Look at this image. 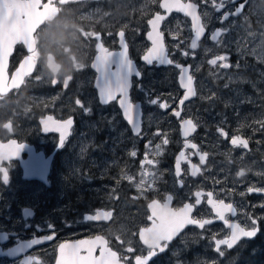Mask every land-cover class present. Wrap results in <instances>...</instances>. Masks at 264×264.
Here are the masks:
<instances>
[{
    "label": "flooded vegetation",
    "instance_id": "obj_1",
    "mask_svg": "<svg viewBox=\"0 0 264 264\" xmlns=\"http://www.w3.org/2000/svg\"><path fill=\"white\" fill-rule=\"evenodd\" d=\"M87 2V7L78 4L67 7L72 9L75 23L83 25L85 30L94 29L101 33L102 42L110 51L121 50L117 33L122 28L125 32L129 57L141 73L139 77L134 74L130 77L131 87L128 89V96L137 106L136 112L139 114L136 116L139 134L124 118L119 106V95L117 100L107 104L100 100L96 87V77L100 74L91 67L96 55L94 39L90 46L76 51L78 59L86 67L80 71H71L73 79L69 81L67 88H64L62 82L51 84L50 73L42 63H38L26 86L0 100V142L7 143L9 139H15L26 146L19 155L13 156L10 161H4V166L8 168L9 183L5 185L0 179V236H7V239H0V264H23L28 256L38 257L44 264H55L59 243L97 235L104 236L110 241L109 246L113 250L121 252L127 245H121L116 236L120 235L125 241L130 238L132 246L137 249L136 254H139L144 246L139 241L138 232L140 228L151 224L147 219L151 214L148 208L151 200L157 199L163 203L170 195V207L180 208L185 203H194L197 191L204 195L201 203L195 206L193 215L211 219L212 224L206 225L205 229L195 225L187 226L149 264H207L214 260L218 264L263 263L264 207L261 205H264V192L248 193L247 189L251 186L264 188V130L257 123L264 120V102L260 98H254L255 103L251 105L243 102L238 106L224 107V98L219 95L218 88H215L218 94L207 100L202 96L200 80H212V85L221 86L223 78L213 82V76H219V71L224 68L208 64L212 68L211 72L206 65L198 70L194 62L197 56L205 54V49L209 48L215 53L209 55L207 60L221 54L227 55L228 61L235 60L238 63L237 58L230 56L234 55L231 50H223L222 45L214 44L210 34L216 28H227L226 24L233 20L235 26H243L249 19H263L261 11H264V0H246V7L241 15L230 16L223 22L222 13L234 7L232 0H226L225 8L219 12L212 7L211 0L207 4L197 0L200 3L198 12L208 13L209 9L211 12L206 18L202 16V22L207 27L194 50L189 47L193 32L191 20L182 13L173 11L167 14L158 4L151 3V0ZM183 2L187 3L189 0ZM240 2L245 0H236L237 4ZM96 9H100V15L94 16L92 20L79 19L80 15ZM157 11L162 15L167 14L166 20L161 22L160 30L164 32L169 58L184 67L189 65L194 77L197 95L183 105L179 103L185 91L178 82L180 70L174 64L154 62L148 65L142 59L151 47V41L147 38L151 26L147 24V20ZM105 12L110 15L103 16ZM109 31L112 35H108ZM226 35L227 33L222 36L223 40ZM177 44L179 48L175 47ZM73 49L75 51V46ZM185 51L189 55H183ZM26 54L25 48L16 46L9 58V74ZM56 59L63 65L58 77L61 79L69 73L71 64L66 55H57ZM256 63L252 58L251 65ZM112 70L115 71V65ZM41 74L42 79L36 81L35 77ZM239 84L238 82V86ZM77 98L91 108L90 113L86 114L75 105ZM150 100H157L158 103L152 104ZM162 103L169 107L161 108L159 105ZM26 109L30 111L26 112ZM174 110L180 111V117L174 115ZM49 115L57 120L67 119L69 116L73 118L71 134L63 147L59 146L58 132L43 131L40 120ZM184 119H192L197 124L196 130L187 138L181 127ZM9 120L13 123L12 132L2 127ZM241 125L245 126L240 127ZM221 127L228 133L227 138L218 132ZM233 135L248 139L249 148L233 146L230 142ZM165 137L168 139L166 145L162 143ZM186 139L198 147H185ZM149 141L151 145L146 148ZM156 145H161L158 156L154 155L157 152ZM132 151H136L135 157L130 155ZM146 151L150 153L149 159L158 163L154 166L145 165V170L158 172L159 179L151 190L141 195L133 183L121 177L123 173H127L134 176L136 182L139 181L141 161L144 160ZM181 152L184 153L180 160L181 175L176 176V161ZM204 152L208 156L201 163L200 154ZM193 164L200 169L196 175H192ZM23 166L29 168L34 176L25 177ZM241 169L246 170L244 176L237 175ZM208 192L213 193V199L233 204L235 215L225 213L230 223L250 227V217L257 219L258 223L259 230L254 237H242L232 249L221 246L223 256L215 251L211 236L217 234L218 238H223L230 229L216 217L212 206L208 204ZM134 197L138 198L133 199ZM24 209H30L32 215L25 216ZM97 210L112 211V219L84 220L90 222V232L74 234L73 231L79 228L77 218L81 216L84 219ZM125 213L137 220L134 228L132 226V232L126 231L123 235L108 230L115 218ZM52 215H64L66 218L52 220ZM49 225L53 227L50 228ZM115 225L118 226L119 223ZM53 232L55 238L52 241H43L44 236ZM134 233L137 235H133ZM34 238L43 242L11 256L5 254ZM207 247L210 249L207 250ZM7 249L9 250L6 251ZM124 254L134 264V254Z\"/></svg>",
    "mask_w": 264,
    "mask_h": 264
},
{
    "label": "snow or ice",
    "instance_id": "obj_2",
    "mask_svg": "<svg viewBox=\"0 0 264 264\" xmlns=\"http://www.w3.org/2000/svg\"><path fill=\"white\" fill-rule=\"evenodd\" d=\"M86 2L87 0H0V100H4L14 90L19 92L23 86H26L28 78L32 77L38 63H42L44 68L50 73L49 82L51 84L55 85L58 82H62L64 88H67L69 81L73 79L71 71H80L86 67V64L78 59L76 51L90 46L94 39L96 55L91 67L100 74L96 77V87L99 89L100 100L102 103L107 104L117 100L119 95V106L123 110L124 118L132 126L133 130L139 134V123L136 119L138 115L136 112L137 106L130 100L128 89L131 87L130 77L133 74L139 77L141 73L129 57L125 32L122 28L117 33L121 50L110 51L102 42L101 33L94 29L85 30L83 25L75 23L74 13L72 9L67 7L70 4ZM201 2L207 4L209 0H201ZM151 3L158 4L159 8L164 9L167 13H172L175 10L178 13H183L185 17H190L191 30L194 31V37L191 38L189 47L193 50L198 47V41L205 34L207 27V24L202 22V16L206 18L208 13L198 12L200 3L197 0H189L187 3L183 2V0H151ZM225 3L226 0H219V2L211 0L212 7L218 12L225 8ZM232 3L233 9L222 13V22L228 20L230 16L241 15L246 7V0L238 4L236 0H232ZM98 15H100V9H96L86 15L82 14L79 19L92 20L94 16ZM107 15H110V13H103V16ZM165 20L166 16L159 11L155 12L153 17L147 20V24L151 26V31L147 33V38L151 41V47L147 49L142 59L148 65H152L154 62L162 65L174 64L180 70V84L185 89V92L179 103L183 105L190 97L196 96L197 91L194 87V77L188 74V68L169 58L164 32L160 30L161 22ZM124 27L127 26L125 25ZM178 28L179 24H177ZM227 32L228 29L224 27L214 29L210 34V38L216 46L225 45L226 47L227 45L222 36ZM108 35H112V33L109 31ZM250 35L254 34L250 33ZM180 43H183V41ZM17 45L25 48L27 54L23 56L18 67L9 74V57L12 56ZM73 46H75V51ZM175 47L179 48V44L175 45ZM211 51L209 48L205 49L206 54ZM57 55H66L71 64L69 73L63 75L61 79H58V77H60L63 65L57 62ZM183 55L187 56L189 53L185 51ZM228 59L227 55L217 54L206 62L213 67L227 69L233 66L228 63ZM113 65H115V71L112 70ZM236 67H239L238 63ZM41 79L42 74L35 77L36 81ZM225 87H227V84ZM150 103L157 104L158 101L150 100ZM75 105L79 106L86 114L91 112V108L86 107L79 98L75 99ZM159 106L161 108L169 107L166 103H162ZM25 111H30V109ZM174 115L180 117L181 113L178 110H174ZM257 123L261 125V130H264V120L257 121ZM40 124L43 125V131L45 132H58L59 146L63 147L67 137L71 134L73 118L69 116L67 119L57 120L49 115L42 117ZM244 126L241 125L240 127ZM2 127L8 132L14 131L11 120L4 123ZM181 127L185 138H187L191 132L196 130L197 124L192 119H184L181 121ZM218 132L225 138L228 137V133L222 127L218 128ZM230 142L233 146L243 149L249 148L248 139L242 138L240 135H233ZM162 143L166 145L168 139L165 137ZM150 145L151 141L148 142L146 148ZM184 146L193 149L198 147L196 144L188 142L187 139ZM24 147H26L24 144L18 143L15 139H9L7 143L0 142V179L5 185L9 183V173L8 168L4 166V161H10L13 156L19 155V152ZM160 147L161 145H156L157 152L154 154L155 156L160 155ZM130 155L135 157L137 153L132 151ZM149 155L150 153L146 151L144 160L141 161V172L138 182L135 181L134 176L127 173H123L121 177L133 183L137 192L141 195L151 190L159 179L158 172L145 170V165L154 166L158 163L154 159H149ZM207 156V152L200 154L201 163L205 161ZM183 157V152L177 157L176 176L181 175L180 160ZM191 167L193 169L192 175H196L200 171L195 164L191 165ZM245 171V169H241L237 172V175L244 176ZM181 186H183V181H181ZM247 191L248 193L264 192V188L251 186L248 187ZM113 193H115V189H113ZM203 195L204 193L197 191L195 193V202L185 203L180 208L170 207L172 200L170 195L165 198L163 203L160 200L152 199L148 204L151 214L147 217L151 224L140 228L138 232L139 241L144 246L139 250V254H136L137 249L132 246V242L123 240L120 235H117L116 239L120 241L121 245H127L122 252L113 250L109 246L110 241L108 239L97 235L93 238L82 239L72 243H59L57 245L55 264H133V260L124 253L134 254V264H149L152 258L159 253H163L168 248L169 243L180 235L187 226L195 225L200 229H205L206 225L212 224L211 219L197 218L193 215L195 206L201 203ZM206 195L208 198L207 202L212 206L216 217L222 220L230 229V232L224 235L223 238H218L217 234L211 236L215 251L220 256L224 255L221 246L232 249L242 237L251 238L256 235L259 230L257 219L250 217V227H242L238 223H230L225 213L229 212L235 215L236 210L233 204H226L222 199H213L212 192H208ZM110 198L113 197L110 196ZM136 198L138 197L133 199ZM261 207H264V205H261ZM24 214L25 216H31L32 211L24 209ZM112 216V211L97 210L95 214L86 215L85 219L88 221H108L112 219ZM49 227L52 228L53 226L49 225ZM133 235H137V233ZM54 238L55 233L53 232L51 235L44 236L43 241H52ZM0 239H7V236H0ZM43 241L39 238H34L26 244H21L19 247L11 249L9 254L13 255L33 245L41 244ZM23 264H44V262L38 257L28 256L23 261ZM211 264H216V262L213 261Z\"/></svg>",
    "mask_w": 264,
    "mask_h": 264
},
{
    "label": "rangeland",
    "instance_id": "obj_3",
    "mask_svg": "<svg viewBox=\"0 0 264 264\" xmlns=\"http://www.w3.org/2000/svg\"><path fill=\"white\" fill-rule=\"evenodd\" d=\"M255 4V3H254ZM83 7L89 6V2L78 4ZM211 10H208V13L210 14ZM258 11H256L257 13ZM264 15V11H261ZM235 20H233L230 23L226 24L227 29L229 30L227 32L226 38L224 39L225 44L222 45L223 50L229 49L233 52L235 58H237L239 67H236L237 62L235 60L228 61L231 65H233L230 68L220 70L219 76H213V82H215L218 78H223V82L221 86H218V89L220 90L219 95L223 96V104L224 107L228 106H238L241 105L243 102L244 104L251 105L252 103H255L254 96L246 95V93L241 89V87L238 86V82L240 80H245L247 77H244V72L248 69L247 65H250L251 60H246V55H249L251 58L254 59L255 62L261 61L264 59V18L261 19L260 17L256 18V21L248 20L247 23H245L243 26H235ZM250 33L254 35H250ZM235 34V35H234ZM215 53V51H211L209 53L201 54L200 56L196 57V61L194 62L197 66L198 70H201L204 65L207 66L209 71L211 72L212 68L207 64V58L209 55ZM195 73V71H194ZM243 76V77H242ZM243 78V79H242ZM227 84V87L225 85ZM200 90L202 91V96H205L207 100H210V97H213V94L217 95V87L212 85V80L205 81L204 79L200 80L199 83ZM216 88V89H215ZM214 95V96H215ZM226 111V110H225ZM238 187V186H236ZM237 192H242L240 190H237ZM66 217L64 215H52L50 219H65ZM79 221L78 226L79 228L75 229L73 232L76 233H88L90 232V229L88 228L90 225V222L84 221L81 216L77 218ZM137 220H135V217L131 216L129 213H125L122 215H119L115 218V222L108 227V230H110L112 233H118L123 234L126 231L132 232V226L134 228V225ZM119 223L118 226L115 224ZM70 234V233H68ZM124 235V234H123ZM130 240V238H129ZM210 247H207V250H209ZM214 260V259H213ZM215 261V260H214ZM195 264V263H192ZM197 264H201L197 262ZM211 264V262L207 263ZM218 264V263H216ZM253 264V263H248ZM264 264V261H263Z\"/></svg>",
    "mask_w": 264,
    "mask_h": 264
},
{
    "label": "trees",
    "instance_id": "obj_4",
    "mask_svg": "<svg viewBox=\"0 0 264 264\" xmlns=\"http://www.w3.org/2000/svg\"><path fill=\"white\" fill-rule=\"evenodd\" d=\"M245 59L251 60L252 58L246 55ZM247 68L248 69L243 74V76L247 78L245 80H240L239 86L246 95L254 96L253 98H260V101L264 102V61H259L254 65L250 63V65H247ZM216 87L218 88V86Z\"/></svg>",
    "mask_w": 264,
    "mask_h": 264
},
{
    "label": "water",
    "instance_id": "obj_5",
    "mask_svg": "<svg viewBox=\"0 0 264 264\" xmlns=\"http://www.w3.org/2000/svg\"><path fill=\"white\" fill-rule=\"evenodd\" d=\"M175 11V10H174ZM168 14V13H167ZM167 14H165V16L167 15ZM183 14V13H182ZM190 18V17H189ZM190 20H191V18H190ZM216 29H218V28H216ZM194 37V31L192 32V37L191 38H193ZM202 38V37H201ZM200 38V39H201ZM10 58V57H9ZM19 65V64H18ZM18 65L16 66V67H18ZM9 66V65H8ZM187 68H188V74L189 75H192V73H191V71H190V67H189V65H187ZM15 70V69H14ZM13 70V71H14ZM178 82H179V85L181 86V84H180V73H179V76H178ZM194 87H195V84H194ZM182 88V87H181ZM183 90H185L184 88H182ZM97 90H98V94H99V89L97 88ZM185 92V91H184ZM195 97V96H194ZM194 97H190L189 99H191V98H194ZM139 115V114H138ZM23 171H24V176L25 177H28V178H30V177H32V176H34L33 174H32V172H31V170L29 169V168H27V167H25V166H23ZM45 175V174H44ZM86 217V216H85ZM85 217H84V220H86L85 219ZM82 239H89L88 237H81V238H78V239H74V240H68V241H65V242H70V243H72V242H75V241H78V240H82ZM21 244V243H20ZM20 244H18V245H20ZM9 249H7L6 251H8ZM5 254H7V255H9V256H11L8 252L6 253L5 252Z\"/></svg>",
    "mask_w": 264,
    "mask_h": 264
}]
</instances>
